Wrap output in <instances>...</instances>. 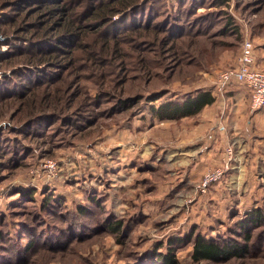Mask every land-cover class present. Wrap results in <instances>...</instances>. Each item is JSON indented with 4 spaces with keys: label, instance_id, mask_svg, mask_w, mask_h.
Instances as JSON below:
<instances>
[{
    "label": "rangeland",
    "instance_id": "374dc122",
    "mask_svg": "<svg viewBox=\"0 0 264 264\" xmlns=\"http://www.w3.org/2000/svg\"><path fill=\"white\" fill-rule=\"evenodd\" d=\"M137 2L138 11L114 16L103 30L68 1L88 38L74 54L57 53L66 64L55 69L15 65L16 52L20 36L59 34L67 13L48 11L61 0H0V264H156L172 241L178 264H264V218L250 228V242L240 233L250 215L264 217V122L235 149L230 141L215 148L198 133V116L155 114L214 91L246 39L264 69V0ZM168 26L175 40L166 51ZM26 68L46 71L49 82L29 84ZM17 80L30 88L9 93ZM238 84L231 86L243 89ZM226 163L225 176L203 190L205 175ZM194 230L247 253L195 263L192 244L178 243Z\"/></svg>",
    "mask_w": 264,
    "mask_h": 264
},
{
    "label": "trees",
    "instance_id": "16d2710c",
    "mask_svg": "<svg viewBox=\"0 0 264 264\" xmlns=\"http://www.w3.org/2000/svg\"><path fill=\"white\" fill-rule=\"evenodd\" d=\"M23 2L25 0H19ZM53 2H57L59 0H50ZM69 1L70 4H74L76 14H81L82 12L92 14L94 18L93 24H97L102 26L103 30L109 28L112 18L120 13L129 12L131 10H139L135 9L139 4L137 0H61L63 3L62 6L52 7L48 12L53 16H56L58 13L62 14L66 12L67 17L63 20L64 22L60 24L59 34L54 37H48L46 34L48 30L43 33H38L34 38H28L20 36L19 49L16 53L21 54V62L16 63L15 65H24V66H50L53 64L52 68H63L66 64L63 61H57L58 54L61 53L63 55L74 54V52L78 49H83L81 47H77L80 43V40L88 38L87 33L85 34L79 32L80 27L77 23V17H69L70 10L66 5ZM45 6V5H43ZM79 10V11H78ZM28 11V10H27ZM131 15V14H129ZM59 24L58 21L54 22V26ZM146 27V25H143ZM14 30V27H12ZM42 27L41 30H43ZM102 28H100L102 30ZM176 28V27H175ZM170 35L168 40L163 44L166 51L173 49V43L175 40V32L170 29ZM51 36V35H50ZM102 36H105L102 31ZM106 37V36H105ZM43 50V48H45ZM40 48L41 51L31 50ZM23 49H27L28 51H23ZM36 53V54H35ZM15 54V53H14ZM71 59V58H70ZM147 65H145V68ZM30 68L23 69L20 73L22 78L27 79L29 84L34 85L35 80L38 78H42L43 82H49L44 77V73L46 71H38L31 72ZM28 71V72H27ZM59 71V70H58ZM27 72V73H26ZM26 74V75H25ZM24 76V77H23ZM52 81V80H50ZM30 88V85H22L17 82H14L8 89L9 93H19L21 88ZM5 88V87H4ZM0 89V94H1ZM216 98L210 91L199 92L194 97L186 98L182 103H167L160 106L155 114L159 120H182L185 118H193L201 114V112L208 106L214 104ZM50 206V201L44 204V208H48ZM263 213L259 210L256 211L255 214L250 215L248 218L241 222V230L240 233L243 235L245 241L250 242L252 239V235L250 233V228L257 225L263 219ZM121 222L111 226V230L115 233H119L122 230ZM179 242L191 243L192 250V260L195 263L200 262H221L228 261L233 258L239 257L243 258L246 255L247 249L242 247L240 244L236 243L232 240H218V239H205L201 234L196 233L194 230L193 233L185 236L180 239ZM177 243V241L170 242V245L167 247V253H156L155 260L156 264H178V260L176 257L175 248L173 244ZM180 243V244H181ZM163 245H161L162 247Z\"/></svg>",
    "mask_w": 264,
    "mask_h": 264
},
{
    "label": "crops",
    "instance_id": "0c3cea01",
    "mask_svg": "<svg viewBox=\"0 0 264 264\" xmlns=\"http://www.w3.org/2000/svg\"><path fill=\"white\" fill-rule=\"evenodd\" d=\"M261 66L264 68V65ZM261 70L264 71V69ZM240 86L243 89L233 88L234 86H231L224 94H217L214 91H211L216 98L215 103L206 107L197 117L198 133L200 135L206 134V137L214 143L213 145L215 148H225V146L228 148L230 141L233 143L232 146L235 149L241 140L239 136L247 137L251 134L252 130H254V133L262 132L264 108L258 112L251 110L250 92L245 86ZM225 109L227 110L224 112ZM223 112L226 113V116L221 115L220 120L217 121L219 114H222ZM251 115L253 117L252 121L254 127H252V121H249ZM245 126L246 133L243 132ZM253 136L255 137L254 134ZM251 148L256 152L255 154L257 157L261 155L262 147H258L257 149L251 146ZM215 153L216 152L214 151V154ZM235 155L236 154H234V156ZM237 160H239L238 157ZM236 166H232L231 169L235 171L234 168H236Z\"/></svg>",
    "mask_w": 264,
    "mask_h": 264
},
{
    "label": "built area",
    "instance_id": "2783aa9c",
    "mask_svg": "<svg viewBox=\"0 0 264 264\" xmlns=\"http://www.w3.org/2000/svg\"><path fill=\"white\" fill-rule=\"evenodd\" d=\"M242 84L250 92V108L253 111H259L264 108V71L259 69L256 64L255 47L250 39L244 40L241 45L240 53L236 60V65L230 69L221 72L214 85V92L224 94L233 84ZM232 147L228 149L227 154L232 155ZM229 156V161L231 160ZM229 169V163L222 167L209 171L201 184L205 190L215 182H219Z\"/></svg>",
    "mask_w": 264,
    "mask_h": 264
}]
</instances>
